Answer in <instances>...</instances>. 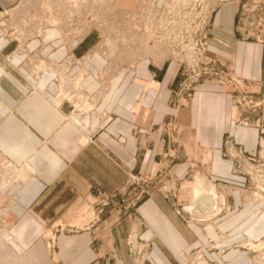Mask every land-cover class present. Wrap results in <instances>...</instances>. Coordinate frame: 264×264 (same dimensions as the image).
Masks as SVG:
<instances>
[{
    "label": "crops",
    "instance_id": "obj_1",
    "mask_svg": "<svg viewBox=\"0 0 264 264\" xmlns=\"http://www.w3.org/2000/svg\"><path fill=\"white\" fill-rule=\"evenodd\" d=\"M21 1L0 0V14L14 13ZM252 1L219 0L207 51L258 93L264 44L237 31L255 29L243 16ZM5 34L0 29V193L8 215L0 264H183L211 225L177 212L191 206L190 182L241 181L221 155L224 140L255 152L263 133L234 123L230 87L203 81L184 98L180 64L142 60L129 68L106 61L93 52L94 32L71 39L45 26L19 44ZM39 64L45 67L35 72L31 66ZM60 71L80 76L92 98L89 111H71L58 96ZM152 172L160 180L128 208V173ZM169 178L177 185L174 198L161 187ZM233 189L238 201L242 189ZM99 190L116 193L102 214L105 228L55 232L51 259L46 231L73 220ZM137 242L147 246L144 261L137 260Z\"/></svg>",
    "mask_w": 264,
    "mask_h": 264
},
{
    "label": "rangeland",
    "instance_id": "obj_2",
    "mask_svg": "<svg viewBox=\"0 0 264 264\" xmlns=\"http://www.w3.org/2000/svg\"><path fill=\"white\" fill-rule=\"evenodd\" d=\"M40 4L41 0H23L19 2L16 8L17 11L14 13L9 14L8 12H3V14H0V29H3L4 33L7 32L5 35L15 40L16 44L22 43L23 39L28 35L26 26L29 25V22L32 21L33 29H29L31 31L29 33L32 34L43 25V21L40 19ZM249 6L248 8L250 9L248 10V14L243 16L248 17L250 25L255 27L258 24V27H255L257 29H237V31L242 38L261 43L257 40V37L263 36L264 34V29H261L262 25H264V0H254ZM213 15L214 13L211 16L210 29L207 31L206 54L207 57L215 60V69L218 70L220 76L212 77L207 75L203 77L196 83L195 87H193L191 94L203 81H210L230 87L233 98L232 118L234 123L236 125L257 128L263 131V133L260 134V140L255 152H248L242 145L232 141L237 145L236 148L240 147L242 150L240 157H235L234 154L231 156L230 152L226 150V141L230 138L227 137L224 140L221 155L223 158L231 161L232 174L241 177V181H238L239 183L233 180L213 182L208 179V181L204 183L198 176H195L192 182H190V185H193V190L196 184H198V186L201 188L203 187L204 190L213 189L216 193V197L213 201H210L209 207L205 209L202 206L200 207L199 204L191 210H186L184 209L185 207H180L178 209L177 212L179 214H187L191 217H194L195 214L200 215L206 219L205 222L211 223L210 226H205V242L192 249L190 257L181 258V261L183 264H264V110L262 108L252 110L251 107H246L243 99L244 94L241 92V88L246 90L249 95L253 96L255 101L261 98L260 91L263 89L261 81L264 77V50L263 75L258 82L260 88L258 93H254L247 88L246 81H243L234 74L233 69L229 65L220 62L208 54L207 47L211 37ZM96 35L98 36L97 32ZM205 67L208 73L216 72L213 70L214 68L212 66L209 67L206 65ZM182 70L181 66V73ZM229 74L237 81H231ZM181 84L180 80L178 85L179 91H181ZM181 92L184 98H189L191 96V94L189 96L183 90ZM236 119L239 121H235ZM257 119L259 120L258 123H256ZM244 122H247V124L244 125ZM155 172H152V175H147L146 177L142 176L139 182L127 188L132 198L141 190L148 191V194L144 193L137 203L147 197L150 194L154 182L160 180V178H155ZM194 174L196 175L197 173ZM215 185L221 188L219 190L215 189ZM176 186L175 182L170 178L164 183H161V187L167 191L170 196H173V198L176 194ZM233 186H239L242 189L241 195L239 196L241 200L238 198V201L241 203L243 201L245 203L239 204L237 201L238 196L233 193L236 191L233 189ZM193 204L192 201L191 205ZM245 205L248 206L247 209H243ZM107 206L105 201H97L96 198H93L91 202L88 203L87 207L80 211L73 220L66 222V224H62L61 230L55 231L50 227L46 231L45 236L47 237V246L51 259L52 257L53 259H57L53 251L55 232L69 231L74 233L89 230L95 233H101L107 225L102 216ZM130 207L132 206L128 208ZM7 219L6 198L2 192L0 193V234L7 228ZM193 221L195 220H190V222ZM136 244L138 247L136 253L137 260H146L147 246L142 242H137Z\"/></svg>",
    "mask_w": 264,
    "mask_h": 264
},
{
    "label": "built area",
    "instance_id": "obj_3",
    "mask_svg": "<svg viewBox=\"0 0 264 264\" xmlns=\"http://www.w3.org/2000/svg\"><path fill=\"white\" fill-rule=\"evenodd\" d=\"M40 5L42 27L54 26L71 39H81L97 32L93 52L106 61L119 59L122 65L129 68L142 60L153 65L167 60L177 62L183 69L181 91L189 96L203 77L220 76L215 69V60L206 54L207 31L211 16L219 7V0H41ZM31 22L26 26L28 35L31 32L29 29H33ZM257 40L264 44V34ZM206 65L212 66L216 72L208 73ZM31 67L39 72L45 66ZM56 76L58 96L69 102L71 111L87 112L93 107L91 96L81 86L80 76L69 77L66 71L57 72ZM230 77L231 81H237ZM261 85V98L257 101L241 88L246 107L264 110V77ZM236 146L232 140L226 141V150L231 156L240 157L242 150ZM140 178L128 173L125 188L139 182ZM144 193L148 194V191L136 193L128 207L135 205ZM93 196L108 205L113 202L116 193L104 194L99 190ZM62 224L66 222L56 221L50 227L58 231Z\"/></svg>",
    "mask_w": 264,
    "mask_h": 264
},
{
    "label": "bare ground",
    "instance_id": "obj_4",
    "mask_svg": "<svg viewBox=\"0 0 264 264\" xmlns=\"http://www.w3.org/2000/svg\"><path fill=\"white\" fill-rule=\"evenodd\" d=\"M33 16V15H32ZM216 197V193L213 189L204 190V188L199 187L198 184H196L194 188V204L188 207H185L186 210H191L193 207L197 206L198 204L200 207L202 206L204 209L206 207H209L210 201L214 200Z\"/></svg>",
    "mask_w": 264,
    "mask_h": 264
}]
</instances>
